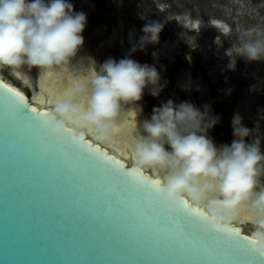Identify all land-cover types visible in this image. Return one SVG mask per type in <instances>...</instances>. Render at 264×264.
Segmentation results:
<instances>
[{
	"label": "clouds",
	"instance_id": "clouds-1",
	"mask_svg": "<svg viewBox=\"0 0 264 264\" xmlns=\"http://www.w3.org/2000/svg\"><path fill=\"white\" fill-rule=\"evenodd\" d=\"M139 41L130 34V53L116 61L99 63L92 57L77 58L85 45L83 33L87 16L76 12L70 0H0V72L7 70L25 86L33 83L32 72L44 74L69 71L75 75L72 89L48 109L44 120L47 135L64 145L85 139L89 134L100 142L111 139L114 128L127 113L142 112L145 94L159 98L167 86L155 65L132 59L148 45H158L166 26L145 15ZM188 31H199L200 20L177 17ZM210 25L228 37L235 32L234 44L226 51L228 67L236 68L237 58L248 62L264 60V28L232 26L217 20ZM182 38L195 50L191 38ZM220 36L217 37V41ZM196 43V42H195ZM155 57V53L153 54ZM236 59H233V57ZM189 59H191L189 57ZM199 90V89H197ZM82 98L84 102H82ZM261 111L255 127L245 126L240 113L232 121L231 144H217L211 131L221 123L209 105L203 108L191 101L169 99L154 107L142 121L143 134L131 148L132 169L151 173L159 180V211L168 216L180 214L185 203L204 215L201 230L214 233L235 227L241 214L251 221L247 237L257 253L264 256V132Z\"/></svg>",
	"mask_w": 264,
	"mask_h": 264
},
{
	"label": "water",
	"instance_id": "water-1",
	"mask_svg": "<svg viewBox=\"0 0 264 264\" xmlns=\"http://www.w3.org/2000/svg\"><path fill=\"white\" fill-rule=\"evenodd\" d=\"M155 1L70 0L73 5L78 3L83 6L87 25L97 22L100 30L109 20V12L115 11L127 13L130 22L136 18L139 23L145 24V20L137 15L138 2L147 8V18L154 20L150 12L155 11L167 24L170 23L165 19L164 11L172 8L180 13L184 8H191L185 2L172 5V0H158L165 3L162 10L156 7ZM97 6L107 16L94 20L90 12ZM188 16L193 20L201 19L204 23L210 20L228 22L224 16L206 11H189ZM131 26L136 30V41L143 35L142 26L128 25L122 35V49L126 56L132 47L127 37ZM230 26L235 24L230 23ZM86 28L90 29L89 26ZM176 28L170 31L171 35H167L166 28L160 40L172 41L174 38L181 52L177 50L164 57H154L151 45H148L146 51H137L131 58L142 65L149 59L166 73H173L174 65L184 50L189 48L178 33L185 32V36L200 41L199 31H188L181 26ZM223 49H218L217 54H214L215 47L206 51V68L209 64L217 65L216 61L221 59L219 53H226ZM113 50V45H108L105 36L93 38L83 48V51L98 56L99 59H96L99 63L107 60ZM114 59L119 61L121 58ZM261 66L264 74V62ZM172 75L162 78L167 86L159 98L150 95V101L142 106L143 111L161 105H152L150 102H167L169 99L176 103L191 101L199 105L201 100L197 97V90L185 92L178 88L172 89ZM235 78L233 82L236 86L231 87L230 92L221 94L227 109L234 107L233 110L239 107L237 100L243 87L254 85L252 81H240V74ZM0 84L19 93L30 107L35 108L31 100L4 80L0 79ZM223 84L220 83L221 86ZM208 87L213 88L215 84L208 82ZM10 98H13V94L0 88V264H264V258L250 262L235 254L222 240L203 239L197 232L179 227L176 223L178 215L168 216L159 212V199L149 202L135 189L117 183V174L109 168L102 167L83 152L51 139L45 125L36 126L14 107ZM36 110L47 112L41 108ZM222 111L224 115L221 121L224 124L217 125L210 135L218 131L232 135L233 140L232 120L229 114H225L224 107ZM260 113L261 109L254 112L248 110L242 116L245 123L249 122L248 128L254 127ZM85 140L94 148L114 157L87 137ZM70 143L74 144L75 141ZM114 158L132 169L130 164ZM241 242L255 247L248 241Z\"/></svg>",
	"mask_w": 264,
	"mask_h": 264
},
{
	"label": "bare ground",
	"instance_id": "bare-ground-1",
	"mask_svg": "<svg viewBox=\"0 0 264 264\" xmlns=\"http://www.w3.org/2000/svg\"><path fill=\"white\" fill-rule=\"evenodd\" d=\"M263 2V1H262ZM157 8H160L163 10V6L165 3L160 2L156 0L154 2ZM168 5V4H167ZM169 8L170 5H168ZM74 9L76 12H82L83 6L79 5L78 3H75ZM261 9V8H260ZM264 9V8H263ZM257 10V8H256ZM137 15L141 17L142 15L148 14L147 8L144 6L143 3L138 2V7L136 9ZM190 9L184 8L183 11L180 13H176L175 10L171 8L170 11H164L165 19L171 24L170 28L167 32H170L171 30L174 31L177 30V26H181L177 23V17H184L185 15L188 16V12ZM136 16V15H135ZM202 22V27L200 32L202 31H208L212 32L210 34V37L212 39H215V42L217 40V37L220 36V40L216 42L215 44V50L214 54H217L218 47L221 41V38L224 37V35L220 34L216 28L212 27L209 23H204L203 20L200 19ZM224 23V22H223ZM224 24L230 25L228 22H225ZM89 26V25H87ZM174 27V29H173ZM236 25L233 26V29H235ZM88 29V28H86ZM127 33L128 41L130 40V34H133L136 32L134 27L131 26V29L128 30ZM233 38V43H231V46L234 44L236 39V34L233 32L232 35H230ZM182 41L185 42V40L182 38V35L180 36ZM185 38H191L189 36H185ZM192 39V38H191ZM193 45L194 44H200L197 46V53L195 50L186 48L184 50V55L180 57L178 66L176 68L175 78L173 82L172 89L178 88L183 91H191V90H197L198 91V99H200V103L198 107L203 108L204 105H209L211 107L212 112L215 115H218L220 118H222V115H220V108L225 106L226 101L222 99L221 94L222 93H228L231 91V87L236 86V84L230 80L228 77H226V72L231 71V69L228 67L230 63V57L226 55V53H219V59L217 62V65H208L207 72L204 74L206 78L199 75L200 68L202 66H205V56L206 51L209 49L208 43L206 40H200L197 41V39H192ZM196 42V43H195ZM186 43V42H185ZM187 44V43H186ZM151 45V44H150ZM230 46V48H231ZM229 49V48H228ZM150 50L155 53L156 57H164L169 55V53H172V51L179 50V47L176 46L175 41H166V40H160V43L158 45H151ZM155 50V51H154ZM92 57L95 60L99 59L98 56L97 59L95 56H93L92 53H87L81 51L79 54V57L77 58V66L80 67L79 60L80 58H83L84 60V69H87V58ZM189 57L191 59H189ZM235 59V57H233ZM98 61V60H97ZM236 69V68H235ZM38 70H33L32 72V78L33 83L31 86H25L22 81L14 76H12L8 71V76L2 74L0 72V79L4 80L9 86L16 89L18 92H20L22 95L26 96L29 100L33 102V106L36 109H45L48 111V109L57 101V98L50 95V89H56L57 93H63V98L65 95L72 89L73 84L75 81V75L70 73L69 71H52L44 74L37 73ZM233 71V70H232ZM193 75V76H192ZM225 81L227 83H225ZM208 82H216L217 83H225L223 86H216L213 88L208 87ZM249 97L244 98L243 101H241L238 108L231 111L230 113V120H232L235 113H240L241 116L247 113L248 111V104L252 102V99L254 98V95L256 90L251 85L249 88ZM82 102H84L82 98ZM161 104L160 102H150L152 105ZM145 118H149L147 114H139L138 117L136 116L135 112H130L121 117L119 122L117 123L116 127L113 130L111 139L107 142H100L94 138L93 135L89 134L87 138L89 141L94 142L98 144L100 147L105 149L106 151H109L112 153V155L119 160L130 164L131 163V148L135 142V139L138 135L143 134L142 132V121ZM245 126H248L249 122H244ZM255 127V125H254ZM253 127V128H254ZM261 132H264V122L261 121ZM264 143V141H262ZM146 175L152 177L151 173L145 172ZM251 221V216L248 212H244L241 214V218L238 222V224L235 226L240 229L241 232L247 234L248 232V226Z\"/></svg>",
	"mask_w": 264,
	"mask_h": 264
},
{
	"label": "rangeland",
	"instance_id": "rangeland-1",
	"mask_svg": "<svg viewBox=\"0 0 264 264\" xmlns=\"http://www.w3.org/2000/svg\"><path fill=\"white\" fill-rule=\"evenodd\" d=\"M132 1H135V0H132ZM182 2L183 3L185 2L191 5L190 11H192L193 13H199L202 11H206L208 13H215L220 16H224L229 22V24L230 23H234L235 25L239 24L240 26L244 28L254 26V25H260L262 28H264V9H263L264 0H172V5H180L182 4ZM107 9L108 8L105 9L106 12L109 11ZM101 10H100V6H97V8H95L94 10L91 9L90 16H92V19L95 20V18L97 19L101 16L104 18L105 16H107V14L102 13ZM150 14L154 17V20H158L166 24L164 31H166L168 27L171 26V24H167V22L162 21L160 19V14L155 13V11H151ZM91 24L92 22H90L89 24L90 29L86 30L83 33L84 39H86L84 47L87 46V42L89 44V41H91L93 38L98 37V36L100 37L105 36L106 41L109 46H111L112 43L120 44L119 40H121L122 31L129 24H134L138 26L140 25L142 27L144 26V24L139 23L136 18H133L132 22H130L129 15L127 13L124 14L121 11H118V12L115 11V13L109 12V20L103 25V28L101 29L102 31L100 30V28H98L97 22H94L92 25ZM211 33L212 32L202 31L199 34V40H206L209 48L216 47L215 39H212V37H210ZM178 34L179 36L182 35L181 33H178ZM189 34L193 35V33H189ZM167 35H171L170 32H167ZM193 38L195 39V37ZM172 40L175 41L174 38ZM167 41L169 40L167 39ZM231 43H233V38L231 36H228V37L224 36L221 38L218 49H221L222 47H224L223 50L226 52L228 48H230ZM179 51L181 52L180 48H179ZM83 52H88V51H83ZM217 62L218 61H216V63ZM263 62L264 60L257 61V62H248L243 58H237L236 69L230 72H226L225 74L226 77H228L232 81L236 79L235 77H237L238 74H240V77H241L240 81L242 82L252 81L253 82L254 84L253 88L256 90L255 92L256 95H254L252 102L248 104L249 112H254L260 109L261 111H264V105H263L264 104L263 103L264 102V74H263L262 66H261ZM146 64L151 65V60L148 59L146 61ZM158 70L160 71L162 78H164L167 75L168 76L172 75L171 72L166 73V70L162 69L160 66H158ZM6 71L7 70H4L1 73L8 76ZM199 75L203 77V75H201L200 72H199ZM203 82H204V78H203ZM213 83L215 84L216 82H213ZM215 85L221 86L219 83ZM249 87L247 86L243 87V90L237 100V103H238V104L236 103L237 105H240L241 101H243L244 98L249 97L250 95L249 90H248ZM258 94L261 96V99H259ZM256 99H258V101H256ZM148 101H150V95L146 93L142 102L140 103V107L142 108V106L148 103ZM154 107H159V106H154ZM233 108L229 107L227 109V107L224 106V109L226 111L225 114L230 115L231 111H233ZM152 110L153 108L147 111L142 110L141 114L145 113L150 118L152 115ZM218 110H220L219 112L220 115L223 116L224 115L222 111L223 107ZM221 124H224V122L221 121L220 125ZM219 133L220 132L216 131V134L215 132L211 134L212 138L217 144H223V143L231 144L232 135H228L225 133L219 134Z\"/></svg>",
	"mask_w": 264,
	"mask_h": 264
},
{
	"label": "snow or ice",
	"instance_id": "snow-or-ice-1",
	"mask_svg": "<svg viewBox=\"0 0 264 264\" xmlns=\"http://www.w3.org/2000/svg\"><path fill=\"white\" fill-rule=\"evenodd\" d=\"M0 88L7 90L8 93L13 94L11 103L21 113L25 115L36 126L44 124L47 112L37 111L35 108L25 101V99L14 90L8 89L7 85L0 84ZM50 95L57 98V101L63 98V93H57L56 89H50ZM62 145V144H61ZM63 146L75 148L89 158L96 161L102 167L109 168L112 172L117 174L116 182L128 188L131 187L140 193L149 202H154L159 199V180L153 179L143 172H138L135 169H128L122 163L117 161L114 157L102 152L99 148H94L87 140L81 139L75 141L74 144L67 143ZM118 166V167H116ZM160 212V211H159ZM204 222V215L199 208H194L192 205L185 203L180 214L176 218V223L181 228H187L197 232L203 239H219L224 241L229 248L240 257L248 259L250 262L259 261L264 256L256 255L255 247H250L249 244H244L241 241H248L252 244L247 236L240 233V229L236 227H225L211 234H204L201 230V224Z\"/></svg>",
	"mask_w": 264,
	"mask_h": 264
},
{
	"label": "flooded vegetation",
	"instance_id": "flooded-vegetation-1",
	"mask_svg": "<svg viewBox=\"0 0 264 264\" xmlns=\"http://www.w3.org/2000/svg\"><path fill=\"white\" fill-rule=\"evenodd\" d=\"M127 28H128V26L126 27V28H124V30L122 31V35H123V32H126V30H127ZM120 38V37H119ZM119 43L120 44H116V43H112V45H113V51H112V53L109 55L110 57L109 58H112L113 57V59H114V57L116 58V57H120L121 59L122 58H124V57H126V54L124 53V50L122 49V47L124 46V44H123V38H122V36H121V40H119ZM116 47V48H115ZM92 54H94V53H92ZM183 55H184V53H183ZM182 55V56H183ZM182 56H180V57H182ZM136 58V57H135ZM140 60H142L140 57H138ZM137 58V59H138ZM108 59V58H107ZM180 59V58H179ZM179 59H178V61H177V63L174 65V71H173V80H174V78H175V71H176V68H177V66H178V62H179ZM106 61V60H105ZM104 62V61H103ZM102 62V63H103ZM146 64V63H145ZM151 65H154L152 62H151ZM156 66V65H155ZM158 68V67H157ZM203 70H202V75L204 76V73H206V70L208 69V68H206L205 66H202L201 67ZM200 68V69H201ZM203 78H206V76H204ZM256 101H258V99H256Z\"/></svg>",
	"mask_w": 264,
	"mask_h": 264
}]
</instances>
